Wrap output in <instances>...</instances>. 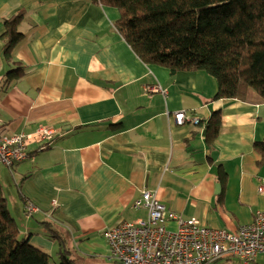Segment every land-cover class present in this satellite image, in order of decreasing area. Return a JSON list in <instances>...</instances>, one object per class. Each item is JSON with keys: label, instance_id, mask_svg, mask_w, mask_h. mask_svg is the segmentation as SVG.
Instances as JSON below:
<instances>
[{"label": "crops", "instance_id": "obj_1", "mask_svg": "<svg viewBox=\"0 0 264 264\" xmlns=\"http://www.w3.org/2000/svg\"><path fill=\"white\" fill-rule=\"evenodd\" d=\"M20 11L24 36L10 63L4 22ZM119 15L94 0H0V132L54 131L31 140L30 156L12 168L0 162L2 191L12 189L7 204L22 236L54 259L64 246L77 264L115 263L105 231L147 218L133 208L144 190L185 219L230 231L264 211L254 147L264 138V103L212 100L218 83L206 71L145 63L117 30ZM18 64L24 75L4 88ZM216 109L222 126L211 148L205 126L175 121L180 110L202 121ZM28 201L38 207L30 217ZM250 264H264V253Z\"/></svg>", "mask_w": 264, "mask_h": 264}, {"label": "trees", "instance_id": "obj_2", "mask_svg": "<svg viewBox=\"0 0 264 264\" xmlns=\"http://www.w3.org/2000/svg\"><path fill=\"white\" fill-rule=\"evenodd\" d=\"M94 2L119 10L115 26L145 63L165 66L171 73L206 71L218 83L212 100L233 98L264 103V0ZM25 14L20 11L4 22L3 53L10 63H18L12 51L23 39L19 27ZM22 75L24 67L18 64L7 73L3 87L15 83ZM222 117V110L216 109L208 119L197 122L207 130L205 139L209 148L219 134ZM254 147L261 153L259 163L263 164L264 138L256 140ZM218 172L220 181L226 183L227 172L222 166ZM223 198L221 195L220 200ZM67 252L63 246L60 259H54L28 236L21 235L0 182V264H77Z\"/></svg>", "mask_w": 264, "mask_h": 264}, {"label": "built area", "instance_id": "obj_3", "mask_svg": "<svg viewBox=\"0 0 264 264\" xmlns=\"http://www.w3.org/2000/svg\"><path fill=\"white\" fill-rule=\"evenodd\" d=\"M175 121L177 124L197 123L200 118L180 110L175 112ZM52 131L40 127L32 134L0 132V162L12 168L28 158L31 140L51 138ZM258 192L264 194V178ZM133 208H145L147 218L123 220L105 231L114 264H215L231 257L250 264L264 253V211H258L253 222L230 231L210 227L195 218L181 217L149 190L142 191ZM25 209L31 216L38 207L28 201ZM167 220L176 222V226L168 228Z\"/></svg>", "mask_w": 264, "mask_h": 264}, {"label": "rangeland", "instance_id": "obj_4", "mask_svg": "<svg viewBox=\"0 0 264 264\" xmlns=\"http://www.w3.org/2000/svg\"><path fill=\"white\" fill-rule=\"evenodd\" d=\"M52 132L54 133V131H52ZM28 152H29V150H28ZM29 156H30V153H29ZM29 156H28V157H29ZM5 190H6V194H7L8 196H11V195H12V189L6 187ZM3 193H4V192H3ZM6 194H4L5 197H7ZM9 198H11V197H9Z\"/></svg>", "mask_w": 264, "mask_h": 264}, {"label": "water", "instance_id": "obj_5", "mask_svg": "<svg viewBox=\"0 0 264 264\" xmlns=\"http://www.w3.org/2000/svg\"><path fill=\"white\" fill-rule=\"evenodd\" d=\"M206 131H207V130L205 129V130H204V133H203L204 135L206 134ZM217 187H219V184H217Z\"/></svg>", "mask_w": 264, "mask_h": 264}]
</instances>
